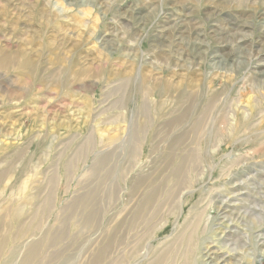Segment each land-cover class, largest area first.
Returning <instances> with one entry per match:
<instances>
[{"label": "rangeland", "instance_id": "374dc122", "mask_svg": "<svg viewBox=\"0 0 264 264\" xmlns=\"http://www.w3.org/2000/svg\"><path fill=\"white\" fill-rule=\"evenodd\" d=\"M258 67L264 68V0H0V171L15 165L11 181L17 183L0 194V212L17 210L27 226L12 228V236L26 235L4 247L0 264H16L30 245H42L33 264H113L115 213L127 205L135 176L157 173L165 163L173 136L164 122L188 107L186 101L176 107L175 99L197 84L224 98L228 114L242 111L251 129L233 143L219 120L210 136L209 116L193 150L191 137L186 147L175 146L170 163L196 155L198 170L185 189L193 193L185 195L181 213L164 214V229L145 243L157 249L172 241L180 231L175 224L192 211L202 220L200 262H210L209 247L223 264H264V76ZM142 80L156 91L166 85L171 96L168 103L148 96L153 104L144 106L145 117L138 112L147 100L138 91ZM122 140L137 143L134 156L133 144L119 146ZM22 163H32L37 174L24 191ZM113 186L122 192L117 203ZM86 198L98 211L99 227L91 232L76 215ZM148 256H124L123 264H147Z\"/></svg>", "mask_w": 264, "mask_h": 264}, {"label": "bare ground", "instance_id": "6f19581e", "mask_svg": "<svg viewBox=\"0 0 264 264\" xmlns=\"http://www.w3.org/2000/svg\"><path fill=\"white\" fill-rule=\"evenodd\" d=\"M137 72L138 75H140V78L145 79L146 74H143L142 70L138 69ZM258 75L264 76V68L262 69L261 67H258ZM163 86L164 87H162V85H159L160 91H156L153 89L154 87L153 88L150 87V85L145 83V80H142L140 86H138V91L140 94L142 93V96L144 95L146 99L150 95L153 96L158 94L160 96V101H163L164 103H168V100L171 97L169 94L170 90L168 89L164 91L165 87L167 86L166 85ZM190 88L191 90L189 92L191 93L189 95L183 92V94H181L180 97L175 99V101L177 102L175 103L176 107L182 104L183 101H186V103L190 102L188 107L185 108V110L181 113V115L171 117L169 120L168 119L166 120L167 122H164L163 125L164 128H172L170 135L173 136V139L170 142L172 143V146L165 157V163H161V167H159V169L156 171L160 175V178L158 179L157 182H155L154 181L156 179L155 174L157 173L154 172L150 173L151 175L154 176V179L151 175H149V173L145 174L143 172L139 173L138 176H135L136 178L132 181L131 185L129 186V191L127 190L125 194L127 197L126 198L127 205H125L124 208L119 207V210L115 213V216L113 218L114 222L112 223V229L115 234L114 243L116 244V255L113 264H123L124 256H127L128 260L129 259L132 260L134 259V257H138V256H141L142 258H146L150 254H153V256L147 262V264H178L175 260L176 256L182 259V263L180 264H206L203 263L202 261L201 262L199 261L200 255L198 254V251L200 250L201 247L199 241V236H200L199 228H200V222L202 220L200 221V219H198L196 214H193L192 211L187 213L182 224L181 223L175 224L174 230L178 226H180L179 227L180 231L176 233L172 241L170 240L169 242L163 243L161 247L157 249L155 248L150 249L149 246L145 243V241H150V237H152L151 236L152 234L158 233V231H160L164 227L163 225H160V222L163 219L164 214L167 213V215L165 216H174L178 211V209H179V213H181V210L183 211L182 206H183V199H185V195L188 196L193 193V191H188V190L185 191V189L187 185L190 184L191 180L189 176L191 175V173L197 172L198 170L197 164L199 163H193L196 160V155L193 151H191L190 153L184 155L180 159L179 163H170L172 162L173 159V156L171 157V155H172V150L175 149V146L177 145L179 147L181 146L186 147V145H184L185 141L188 137H191L192 139L191 142L188 141V143H190L189 148L194 149L197 146L198 141H200L201 135H203L208 130L207 120L209 119L208 118L209 116H210V129H209L210 136L211 134H213V130L215 129L214 123L219 120L222 125L225 123V126H227V133H228L227 135L231 138V141L233 143L234 140H237L242 135H245V133L247 135V133H249L248 131H250L251 129L247 127L248 123L245 124L244 122H242L243 118L241 119L240 117V114L243 113L242 111L236 112L235 110H233L232 113L234 115L227 113L228 111L227 107H229L227 106V102L224 101L225 100L224 98L222 97L220 98L219 94L213 91L211 86L207 85L205 87H202L197 84V85H192ZM202 96L204 97L205 100L203 102L204 103L203 105L201 104ZM147 100H144V102L147 103L148 105H144L143 102V106H141L138 109V112L140 111L139 113L143 115V117H145V115L149 113L150 106L153 104L152 100L149 99L148 100L149 102H147ZM144 106H147L149 109H145ZM230 106L232 108V105ZM180 111L181 109L179 110V112ZM214 112H216L217 115L213 119L211 116L213 115ZM261 113L262 112H258V114ZM171 115L172 114L170 113L169 116ZM218 116L219 119H217ZM158 135H162V134H158ZM244 139L246 140V138H241L240 140H244ZM247 140H249V137H247ZM124 143L125 144L128 143V145L133 144L132 146L130 145L129 157L134 156L135 153H137L136 151H138L139 149L137 143L133 141L128 142L127 140H122L119 146H123ZM17 172H19L20 176L22 174H25V179L22 180L19 188L20 191L27 190L30 179L37 177V174H35V168L32 165V163H22V166L19 168V171ZM161 172L162 173L169 172V177H162ZM14 173H15V165L13 164L10 169L0 171L1 195L7 189L13 190L14 188L17 187L16 186L17 183L11 181V176ZM154 183L156 184L153 185ZM113 196H114V202L117 203L118 199H121L122 196V192L120 188L119 189L116 187L113 188ZM87 199L88 198L80 202V208L78 209V212H76V215L81 217L82 222L89 228V232H91L99 227V224L95 218V216L98 214V211L94 210L95 204L93 200L90 198L88 200ZM220 208L221 207H219V210ZM250 212H252V214L256 213L254 209L250 210ZM18 219H19V213L17 212V210L12 211L11 213L9 211L0 212V253L3 251L4 247H6L9 243H12L17 239H21L26 235V231L25 233H23L22 231H18L12 236L11 234L12 228L27 227V226H22L25 224H23V221H19L20 219L19 220ZM251 221L252 223L253 222L255 223L254 219H252ZM126 222H127V226L125 227ZM30 223L31 220L27 225H29ZM61 225H64V223H61L59 225L60 228ZM33 226H36L35 223H33ZM105 227H107V225ZM205 232L206 230L203 228V231L201 233H205ZM223 235H225V233ZM256 237L258 238V236ZM196 239L198 242L196 241ZM241 240H242L241 238L238 239L237 243L238 242L242 243L243 241L241 242ZM248 241L252 246L254 245L253 239L252 240L248 239ZM240 245L242 249H246L245 244L244 245L240 244ZM262 245H263L262 247H264V241L262 242ZM41 246L42 245H37L33 247V245H30L26 247L23 251L24 254L23 258H21L16 264H33L36 256L39 253V249ZM204 250L206 251L205 257H207V262L210 261L208 262V264H223L225 262V259L222 258L221 255H220L221 258H219L220 256L216 258L214 256L215 253L212 252L211 248L205 247ZM231 253L232 250L227 249L225 253L223 252V255L226 254L229 256V254ZM99 258H100V254H97L94 257L95 260H98Z\"/></svg>", "mask_w": 264, "mask_h": 264}]
</instances>
